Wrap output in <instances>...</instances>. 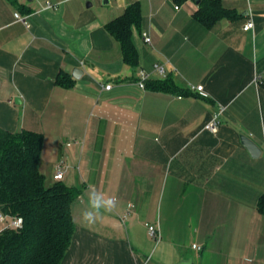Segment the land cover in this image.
<instances>
[{"label":"crops","instance_id":"1","mask_svg":"<svg viewBox=\"0 0 264 264\" xmlns=\"http://www.w3.org/2000/svg\"><path fill=\"white\" fill-rule=\"evenodd\" d=\"M134 2L137 67L105 27ZM222 2L241 16L207 26L197 0H0V127L43 133L64 181L82 185L63 264H264V0ZM156 63L186 93L139 87ZM221 107L215 133L205 125ZM90 185L116 201L93 224Z\"/></svg>","mask_w":264,"mask_h":264},{"label":"trees","instance_id":"2","mask_svg":"<svg viewBox=\"0 0 264 264\" xmlns=\"http://www.w3.org/2000/svg\"><path fill=\"white\" fill-rule=\"evenodd\" d=\"M195 16L207 26L223 17L241 16L222 0H200ZM142 21L141 6L134 2L106 25L120 43L124 61L138 66L139 55L132 39V28ZM64 76L56 82L68 85ZM159 91L186 93L168 77L149 79ZM190 90V89H189ZM44 135L39 131H10L0 127V212L22 217L20 227L0 232V264H63L75 234L72 204L82 188L64 180L47 183L41 171ZM264 212V196L260 200Z\"/></svg>","mask_w":264,"mask_h":264},{"label":"built area","instance_id":"3","mask_svg":"<svg viewBox=\"0 0 264 264\" xmlns=\"http://www.w3.org/2000/svg\"><path fill=\"white\" fill-rule=\"evenodd\" d=\"M248 2V4H251L252 0H246ZM47 5L49 7L54 6L52 3L48 2ZM178 7V6H176ZM15 17L17 20L24 22L25 24H27L29 26L28 20H27V16H23L20 13L16 12L15 13ZM254 26V20L253 18H249V20H247L246 24L244 25V29L248 30L250 28H252ZM143 37L144 40L147 43H151L152 42V37L148 32H143ZM158 75L162 78L167 77V70L164 64H160V63H156L153 67V71H149L146 70L144 68L140 69L138 72V85L141 88H146V84L147 81L151 78L152 75ZM112 87L111 84H107L105 86L106 89H110ZM189 89L191 91L197 92L199 93L201 96H205L207 97L209 95V93L205 90V87L203 84H190L189 85ZM225 110V107H221L219 112L216 113L212 119L206 123L205 128L211 130L212 132H217L219 130V126H220V115L221 113H223V111ZM68 170V166L66 165L65 161L60 160L55 164V171L53 174V177L55 180H63L65 178V174ZM23 224V218L22 217H9L7 215H5L4 213L0 212V232H2L5 228L7 227H20ZM149 232L152 236H159L158 234V230L157 227L153 224H147ZM193 248L197 249V250H201L202 246L199 244H193ZM149 260L144 261L142 264H148Z\"/></svg>","mask_w":264,"mask_h":264},{"label":"clouds","instance_id":"4","mask_svg":"<svg viewBox=\"0 0 264 264\" xmlns=\"http://www.w3.org/2000/svg\"><path fill=\"white\" fill-rule=\"evenodd\" d=\"M91 189H95V186L90 185L88 190V204L92 211L82 214V220L87 224H93L101 218V209L105 212H109L116 204L114 198H103L102 195L91 191Z\"/></svg>","mask_w":264,"mask_h":264},{"label":"rangeland","instance_id":"5","mask_svg":"<svg viewBox=\"0 0 264 264\" xmlns=\"http://www.w3.org/2000/svg\"><path fill=\"white\" fill-rule=\"evenodd\" d=\"M57 161V153L52 150V147L45 146L43 147L41 163L42 170L46 174V182L52 183L55 181L53 174L55 171V162ZM65 180V178L63 179ZM79 186H82L81 184Z\"/></svg>","mask_w":264,"mask_h":264},{"label":"water","instance_id":"6","mask_svg":"<svg viewBox=\"0 0 264 264\" xmlns=\"http://www.w3.org/2000/svg\"><path fill=\"white\" fill-rule=\"evenodd\" d=\"M104 2L107 3L108 0H104ZM199 2L200 0H197V3ZM82 74H83V70L79 67H75L72 71V75L75 78H80ZM156 78H157L156 75L151 76V79H156ZM16 100L19 99L16 98ZM241 140L242 143L248 148L252 156L258 157L261 154V147L257 143H255L251 138H249L246 135H242ZM178 264H192V259H183Z\"/></svg>","mask_w":264,"mask_h":264}]
</instances>
